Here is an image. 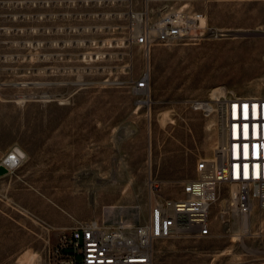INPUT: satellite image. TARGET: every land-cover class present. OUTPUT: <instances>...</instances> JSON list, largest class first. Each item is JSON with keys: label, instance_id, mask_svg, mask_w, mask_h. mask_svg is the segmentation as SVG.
Returning a JSON list of instances; mask_svg holds the SVG:
<instances>
[{"label": "rangeland", "instance_id": "1", "mask_svg": "<svg viewBox=\"0 0 264 264\" xmlns=\"http://www.w3.org/2000/svg\"><path fill=\"white\" fill-rule=\"evenodd\" d=\"M173 11L214 34L145 57L136 15L141 33ZM258 33L264 0H0V264H49L77 222L138 225L156 197H183L219 141L197 104L264 94V36L243 35ZM235 191L220 187L213 237L156 243L155 263L264 264V209L237 238Z\"/></svg>", "mask_w": 264, "mask_h": 264}, {"label": "built area", "instance_id": "2", "mask_svg": "<svg viewBox=\"0 0 264 264\" xmlns=\"http://www.w3.org/2000/svg\"><path fill=\"white\" fill-rule=\"evenodd\" d=\"M211 33L204 14L173 11L145 27L135 44L150 57L156 45H177ZM149 79L146 71L134 91L145 93ZM207 103L217 116L220 141L213 157L198 162L197 176L182 182L184 196L156 197L147 220L138 225L124 220L113 226L77 222L62 236L49 264H156V243L214 236L210 211L223 185L236 188L231 197L233 214L249 215L256 204L264 209V94L239 96L226 91ZM161 183L152 182L153 189L159 190Z\"/></svg>", "mask_w": 264, "mask_h": 264}, {"label": "bare ground", "instance_id": "3", "mask_svg": "<svg viewBox=\"0 0 264 264\" xmlns=\"http://www.w3.org/2000/svg\"><path fill=\"white\" fill-rule=\"evenodd\" d=\"M135 22L137 24V34H135V36H138L140 34V29H141V26H142V24H141V16L140 15H136ZM147 90L145 91V93L148 92ZM216 93L218 94V92H216ZM216 93H215V95H217ZM197 105L199 106L198 109H200L201 106H202L205 109V111H207V112H210V110H211L210 104H208L207 102L201 101ZM217 138L220 141V135ZM67 178H68L67 175L66 176H63V177H60L61 189L62 190H68L67 189V187H68V184H67L68 183V180H67ZM250 216H251V214H249V215H240V217H241V219H240L241 220V230L238 233H236L235 236L236 237L238 236L237 238H239L240 236H241V238L243 236L246 237L247 235H249L251 233L250 232V230H251V228H250Z\"/></svg>", "mask_w": 264, "mask_h": 264}, {"label": "water", "instance_id": "4", "mask_svg": "<svg viewBox=\"0 0 264 264\" xmlns=\"http://www.w3.org/2000/svg\"><path fill=\"white\" fill-rule=\"evenodd\" d=\"M243 35L258 37V36H264V33H258V34H243ZM5 172H6V169L1 166L0 167V174H3Z\"/></svg>", "mask_w": 264, "mask_h": 264}, {"label": "snow or ice", "instance_id": "5", "mask_svg": "<svg viewBox=\"0 0 264 264\" xmlns=\"http://www.w3.org/2000/svg\"><path fill=\"white\" fill-rule=\"evenodd\" d=\"M244 147H245L244 155L247 156V151H246L247 146L245 145ZM238 155H239V153H238ZM244 174L245 175L248 174V166L247 165H244Z\"/></svg>", "mask_w": 264, "mask_h": 264}]
</instances>
